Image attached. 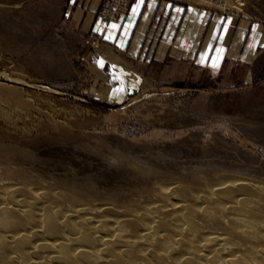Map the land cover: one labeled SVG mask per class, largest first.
I'll return each mask as SVG.
<instances>
[{
  "label": "rangeland",
  "instance_id": "374dc122",
  "mask_svg": "<svg viewBox=\"0 0 264 264\" xmlns=\"http://www.w3.org/2000/svg\"><path fill=\"white\" fill-rule=\"evenodd\" d=\"M133 1L0 0V148L9 149L0 177L27 195L50 187L123 208L157 204L171 182L200 192L219 175L263 185L264 0H167L187 10V57L122 69L104 32ZM241 194L248 208L264 205L257 192ZM204 200L206 210L192 211L197 228L223 231L209 215L216 200Z\"/></svg>",
  "mask_w": 264,
  "mask_h": 264
},
{
  "label": "bare ground",
  "instance_id": "6f19581e",
  "mask_svg": "<svg viewBox=\"0 0 264 264\" xmlns=\"http://www.w3.org/2000/svg\"><path fill=\"white\" fill-rule=\"evenodd\" d=\"M171 184L160 187L157 204L123 208L68 199L50 187L27 195L0 177V264H264V205L248 208L250 195L241 194L257 192L264 203V184L232 175L210 178L201 192L187 184L172 191ZM205 198L216 200L209 215L222 224L219 233L201 232L193 221Z\"/></svg>",
  "mask_w": 264,
  "mask_h": 264
},
{
  "label": "crops",
  "instance_id": "0c3cea01",
  "mask_svg": "<svg viewBox=\"0 0 264 264\" xmlns=\"http://www.w3.org/2000/svg\"><path fill=\"white\" fill-rule=\"evenodd\" d=\"M184 7L183 4L167 0L133 1L129 12L122 16L121 22L117 25L110 24L104 32L106 39L116 44L118 51L116 55L121 58L114 60L117 67L132 69L133 67L128 64L129 59L132 62L139 61L138 63L143 59L147 62L155 60L162 62L169 54L186 58L188 40L189 38L192 40L194 36H188L187 23H181L182 16L187 11ZM184 18L186 19V16ZM224 36H220V41ZM218 47L211 54L210 59L213 63H219L221 55L225 53L220 46ZM207 54L205 46L197 53L198 60L203 61Z\"/></svg>",
  "mask_w": 264,
  "mask_h": 264
}]
</instances>
